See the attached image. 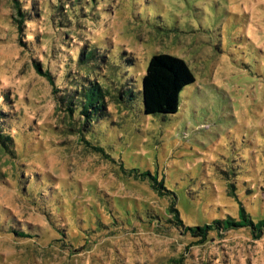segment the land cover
Listing matches in <instances>:
<instances>
[{"label": "rangeland", "instance_id": "374dc122", "mask_svg": "<svg viewBox=\"0 0 264 264\" xmlns=\"http://www.w3.org/2000/svg\"><path fill=\"white\" fill-rule=\"evenodd\" d=\"M24 1L40 15L25 24L27 38L15 3L0 0L1 125L14 133L9 148L0 143V264H264V231L193 236L165 216L169 194L131 171L164 180L187 225L238 219L240 203L264 218V0H90L65 34L46 21L47 0ZM64 39L63 91L82 108L92 89L110 112L96 123L92 109L85 140L72 129L79 115L33 66ZM156 53L182 57L196 77L176 114L143 112L138 91ZM26 175L40 190L23 187ZM136 209L154 224H136Z\"/></svg>", "mask_w": 264, "mask_h": 264}, {"label": "trees", "instance_id": "16d2710c", "mask_svg": "<svg viewBox=\"0 0 264 264\" xmlns=\"http://www.w3.org/2000/svg\"><path fill=\"white\" fill-rule=\"evenodd\" d=\"M12 1L15 3V7L17 8L18 12L19 18L17 17L15 22L20 37L27 38L26 35L28 37L33 36V33H30L26 30L27 27L25 24L32 22L35 20L34 18H38V16H40L38 13L39 11L36 10V5L32 3L31 7L28 8L24 3V0ZM89 1L90 0H47L49 19L46 17V21L49 22L56 33L63 32V34H65L64 30L70 28L73 21L77 20L78 17H87V6L90 5ZM93 1L97 2V0ZM42 18L44 19L45 17ZM20 42L22 45H24V47L28 48L26 46L27 41L21 40ZM63 45L68 46V43L65 42V39L59 42L58 52H56V49L53 48L50 52H47L48 55L42 54L38 60L33 61V66L35 70L44 76L51 85L53 97L60 107H62L63 110L66 111L70 116L74 117L77 114L79 115V118H81L79 119L80 123H76L72 129L76 130L81 135L80 138H82V140H85L84 136L88 137V132L93 129L95 122L97 123L98 121H101L102 118L110 116V112L108 111V104L106 102L96 106L97 102L90 97V94L93 92L92 89H90L89 92H85V96L88 97V100L83 101L84 103L82 108L81 105L79 106V103L78 105L76 104L75 99L71 100L72 96L70 93H68L69 91H63V89H65L68 84V80H66V78L69 76L67 68L70 60L66 62L62 61L63 63L60 64H55L57 63V60L61 58L59 54L60 51L62 50V52H64V49L62 48ZM90 51L93 52L94 49H91ZM129 60L132 63V59ZM45 63L46 66L44 65ZM64 71L66 72L65 74ZM195 81L196 77L193 71L191 70L187 61L182 57L170 53L154 54L151 57L147 69L143 75L141 90L138 91L142 97L144 114L172 115L178 113L182 91L186 86L194 83ZM129 91L132 92V90ZM7 100V95H5L4 92H0V101H3L2 105H0V143L4 148H9L14 135V133L10 134L9 132H6V128L3 130V126L1 125L2 121L4 120L3 115H5L4 109L6 108L4 106L5 103L8 102ZM97 107L99 108L100 113L94 122V111L92 109ZM91 142L92 141L89 138L87 141H85V143L88 145H92L94 150L106 154L101 146ZM12 151L13 150H10L9 152ZM131 171L136 172L135 178L137 179L140 178L142 180H148V178H150L153 182V184L150 183L151 187L158 193L165 190L166 193L169 194L171 197V202L167 207L165 216H169V221L171 223L173 222L176 227L190 230L193 236L207 238L210 229L228 231L238 228H248L255 237L259 238L261 236L260 233L264 231V218L255 221L251 215L247 213V209L242 205V203H240V207L238 209V219L227 217L216 219L211 224H205L203 226L187 225L184 220L181 219L180 209L177 203L178 198L175 191L167 187L168 185L166 182H164V180L163 182L159 183L157 181V176H150V172H139L137 174V169ZM27 172L29 173V171ZM30 175H26L28 176L27 178H29V180L27 183H24L23 187L27 186V188H30V192H34L33 188H36V191L40 190V181H31L37 177V175H33V177ZM230 187L233 189L235 188L234 184L232 183H230ZM262 192L264 199V190ZM38 195L39 198H42V196L45 195L44 190L39 191ZM160 195L163 196L162 193H160ZM136 213L137 214L134 215L135 218L138 217V219H135L136 224H154L152 220L142 221V215L138 209H136ZM145 215L149 219L154 218V220H158V215L156 213L151 214L149 210H146ZM162 220H165L164 217H162ZM156 225H159V223H156ZM13 233H17L22 237H33L30 233L23 231H13Z\"/></svg>", "mask_w": 264, "mask_h": 264}]
</instances>
